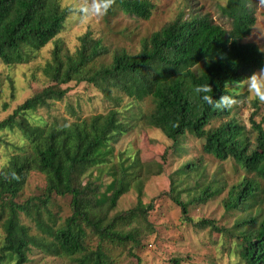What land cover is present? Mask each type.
Segmentation results:
<instances>
[{"label": "trees", "instance_id": "trees-1", "mask_svg": "<svg viewBox=\"0 0 264 264\" xmlns=\"http://www.w3.org/2000/svg\"><path fill=\"white\" fill-rule=\"evenodd\" d=\"M152 7L148 0H114L106 14L117 9L147 20ZM75 12L59 0H0V60L6 65L29 60L32 52L60 34L66 19ZM220 12L230 20L229 30L207 16H179L143 41L138 54L116 51L108 64L96 65L106 48L100 38L94 39L89 33L79 38V47L72 55L62 53L60 42L54 40L51 58L42 68L43 76L52 85L33 94L0 121V133L16 130L23 143L19 153L0 168V264H25L31 248L71 259L74 264H105L99 246L89 251L86 230L98 236L100 242L139 247L138 228L125 232L120 226L136 222L149 228L147 213L153 208L150 203L142 205L139 201L110 222L97 209L104 204L107 212L116 207L129 190L130 181L137 178L136 163L125 167L120 162L113 168L112 181L104 193L98 192L99 177L93 175L94 170L109 163L111 141L127 131L121 119L122 96L137 101L150 99L152 108L144 121L158 129L175 151L180 150L178 146L188 134L203 141L204 154L220 162L232 159L244 171L246 176L227 193L223 203L226 211L244 212L243 218L229 229L219 227L213 220L193 222L187 216V204L175 196L172 200L183 219L195 228L227 234L236 245V264H264V212L252 213L264 182V129L250 119L256 134L252 145L244 136L243 127L229 117L230 108H212L193 92L195 85L209 82L213 88L210 94L218 99L222 94L233 93L227 88L232 81L244 79L264 65V54L258 47L242 42L254 25L247 0H227ZM72 82L94 86L111 108L70 123L29 120L28 115L38 108L61 101L68 92L62 86ZM254 106L257 108L255 102ZM3 109H7V104ZM214 119L220 120L218 126L207 128ZM198 171L200 165L192 161L184 164L182 172ZM31 172L44 176L43 194L17 203ZM218 193V189L205 186L196 201L204 203ZM53 196L70 198L71 214L58 226L48 209ZM43 212L47 221L42 218ZM20 215L33 221L45 237L32 234L21 223Z\"/></svg>", "mask_w": 264, "mask_h": 264}, {"label": "rangeland", "instance_id": "rangeland-1", "mask_svg": "<svg viewBox=\"0 0 264 264\" xmlns=\"http://www.w3.org/2000/svg\"><path fill=\"white\" fill-rule=\"evenodd\" d=\"M59 1L62 6L71 7L76 12L66 19L62 31L54 40L60 42L62 53L72 55L79 47L82 35L89 33L94 39L100 38L106 52L95 62L96 65L110 63L112 54L116 51L138 54L143 41L179 16H207L225 30L230 28V20L220 12L227 0H148L153 7L147 20L115 9L101 18L85 22L80 21L77 11L83 0ZM247 6L252 12L254 25L249 36L242 42L254 43L264 54V6L260 0H247ZM54 40L32 52L29 60L24 63L6 65L0 60V121L33 94L52 85L43 76L42 68L51 58ZM62 87L68 88L65 97L61 101L51 102L49 107L38 108L28 115L30 121L70 123L78 118L106 113L111 108V104L92 85L72 82ZM227 88L235 92L238 101L230 108L229 117L243 127L244 136L253 145L256 134L252 130L250 119L264 129V102H259L246 88ZM112 94L115 95L116 92L112 90ZM121 98V119L127 125V131L111 141L113 153L109 163L102 166V169L94 170L93 175L99 177L96 180V184H100L97 189L99 193L106 191L112 181L110 173L120 162H124L125 167L136 163L134 171L137 178L132 183L130 181L129 190L119 198L113 210L107 212V204L97 209L110 222L114 216L123 215L139 201L142 205L150 203L153 207L147 213L150 227L145 228V224L138 226L136 222L130 226H120L125 232L133 227L140 231V245L135 249H132L131 243L119 246L108 240L100 242L98 236L86 230L89 251H95L99 246L104 254L105 264H236L234 241L227 234L200 230L185 221L172 196L187 204V216L193 222L213 220L219 227L229 229L236 220L243 218L244 212L240 209L226 211L223 203L227 193L246 176L244 171L232 159L220 162L204 154L203 141L188 134L180 142V150L175 151L171 142L158 129L148 126L144 121L145 115L152 108L150 99L137 101L124 96ZM4 104H7L6 110L3 109ZM219 122L220 120L214 119L207 128L216 127ZM21 146L22 137L18 131L0 133V168L6 165L12 155L19 153L18 148ZM192 161L200 165V171L183 173L184 164ZM87 179L89 178L85 180ZM209 185L218 189L219 193L204 203L196 201L201 188ZM44 187V176L31 172L16 202L23 203L34 196L41 197ZM253 204V214L264 212V182H261L260 192ZM48 209L57 226L61 225L71 214L70 198L53 196ZM42 216L47 221L44 212ZM20 221L30 228L32 234L45 237L30 219L20 215ZM2 238L0 227V245ZM25 264L74 263L71 259L54 257L31 248Z\"/></svg>", "mask_w": 264, "mask_h": 264}, {"label": "clouds", "instance_id": "clouds-1", "mask_svg": "<svg viewBox=\"0 0 264 264\" xmlns=\"http://www.w3.org/2000/svg\"><path fill=\"white\" fill-rule=\"evenodd\" d=\"M113 2L114 0H83L77 10L80 21L85 22L92 18L103 17L108 12ZM261 3H264V0H261ZM231 87L234 89L246 88L248 93L254 96L259 102H264V65H261V67L250 76L232 81ZM212 91L213 88L209 82L197 84L193 88V92L202 102L218 110L231 108L238 102L235 92L222 94L218 99H215L213 95L210 94Z\"/></svg>", "mask_w": 264, "mask_h": 264}]
</instances>
